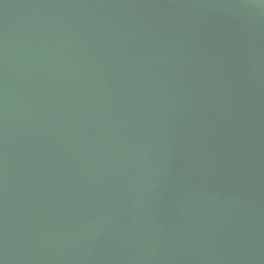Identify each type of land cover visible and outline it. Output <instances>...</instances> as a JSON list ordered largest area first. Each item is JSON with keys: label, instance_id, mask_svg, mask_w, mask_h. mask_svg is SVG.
Returning <instances> with one entry per match:
<instances>
[{"label": "water", "instance_id": "water-1", "mask_svg": "<svg viewBox=\"0 0 264 264\" xmlns=\"http://www.w3.org/2000/svg\"><path fill=\"white\" fill-rule=\"evenodd\" d=\"M0 264H264V0H0Z\"/></svg>", "mask_w": 264, "mask_h": 264}]
</instances>
